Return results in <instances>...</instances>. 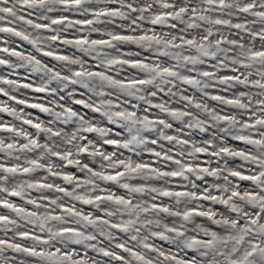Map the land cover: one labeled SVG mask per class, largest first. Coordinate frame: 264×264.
Here are the masks:
<instances>
[{
	"label": "snow or ice",
	"instance_id": "6c2138e0",
	"mask_svg": "<svg viewBox=\"0 0 264 264\" xmlns=\"http://www.w3.org/2000/svg\"><path fill=\"white\" fill-rule=\"evenodd\" d=\"M0 264H264V0H0Z\"/></svg>",
	"mask_w": 264,
	"mask_h": 264
}]
</instances>
